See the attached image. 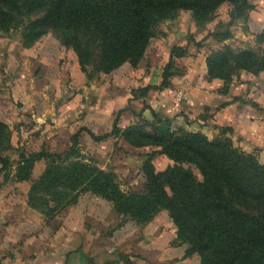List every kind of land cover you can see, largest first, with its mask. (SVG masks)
<instances>
[{
    "label": "rangeland",
    "instance_id": "1",
    "mask_svg": "<svg viewBox=\"0 0 264 264\" xmlns=\"http://www.w3.org/2000/svg\"><path fill=\"white\" fill-rule=\"evenodd\" d=\"M248 3L246 14L232 20L231 4L223 2L215 19L203 27L196 24L191 10H179L175 18L155 28L137 65L126 62L110 73H92L91 66L88 73L82 70L73 46L64 44L70 33L50 24L53 5H38L30 16H24L0 3V119L11 134V148L0 155L14 161L8 168L0 162V264L202 263L198 252L187 254L189 244L179 237L167 210L143 226L127 220L120 224L122 218L110 203L85 193L78 205L66 207L55 217L45 216L29 206L31 182L17 181L15 161L20 152L29 154L42 148L65 152L71 136L84 126L98 135L110 133L119 114L120 127L139 124L147 134L154 133V127L160 135L202 127L209 139L229 138L235 147L253 153L264 164L259 148L251 151L248 145L241 146L235 129L229 131L231 126L211 120L213 114H207L206 105L194 97L208 88L216 91L228 86L237 93L231 102L241 109L250 105L262 110L259 115L264 119V109L259 107L264 100V76L260 72L254 77L236 64L264 56V42L259 38L264 31V0ZM225 33L228 38L218 40L217 35ZM173 46L185 47L187 52L174 57L170 92L163 93L154 87L162 79ZM222 61L224 66H220ZM208 62L219 66L218 71L230 78L228 82L207 84L211 81ZM142 87H147L143 95ZM180 92L181 97L186 96L177 100ZM190 107L197 109L195 115H203L204 124L183 112ZM151 109L171 119L153 120ZM181 110L183 116L178 117ZM80 143L87 158L94 157L101 168L117 172L123 190H144V164L159 148L134 147L112 135L97 142L88 132L81 133ZM151 163L160 171L173 161L159 154ZM46 165L37 162L34 175H41ZM146 231L148 236H142ZM183 245L187 248L180 251L178 247ZM170 247L175 250L164 256Z\"/></svg>",
    "mask_w": 264,
    "mask_h": 264
},
{
    "label": "trees",
    "instance_id": "2",
    "mask_svg": "<svg viewBox=\"0 0 264 264\" xmlns=\"http://www.w3.org/2000/svg\"><path fill=\"white\" fill-rule=\"evenodd\" d=\"M225 1L231 4L232 20L244 16L249 8L248 0H0V3L24 16H30L38 5H53L50 24L70 33L64 44L73 46L82 70L88 73L91 66L92 73H110L126 62L137 65L155 28L175 18L179 10H191L196 24L203 27L215 19L217 8ZM217 38L224 40L228 34ZM259 38L264 42V31ZM186 52L185 47H172L162 79L154 88L160 92L170 90L174 57ZM245 56L251 58L248 53ZM220 63L225 65V61ZM236 64L258 75L264 70V56ZM208 66L211 80L228 82L230 78L218 71L219 66L210 62ZM146 88H141L142 95ZM221 91L226 93L228 86ZM151 112L153 120L171 119L154 109ZM176 114L183 116L182 111ZM118 123L119 114L112 131L103 135L87 127L80 128L63 153L45 148L29 154L20 152L19 160L15 161L16 179L31 182L29 206L47 217H55L66 207L77 204L82 195L91 193L112 205L122 218L120 224L127 220L138 226L167 210L179 237L189 244L187 254L198 252L201 264H264V164L253 153L235 147L229 138L209 139L202 127L197 131L177 129L160 135L155 127L154 133L147 134L139 124L122 128ZM82 131L96 141L112 135L123 137L134 147L159 148L144 164V190H123L115 170L103 169L94 157L87 158L81 149ZM10 138L8 125L0 119V154L11 148ZM159 154L167 156L173 164L155 171L151 162ZM39 161L47 165L37 177L34 166ZM0 162L8 168L14 161L0 155ZM4 179H9L8 174Z\"/></svg>",
    "mask_w": 264,
    "mask_h": 264
},
{
    "label": "crops",
    "instance_id": "3",
    "mask_svg": "<svg viewBox=\"0 0 264 264\" xmlns=\"http://www.w3.org/2000/svg\"><path fill=\"white\" fill-rule=\"evenodd\" d=\"M260 74H261L260 77H263L264 75H262V74H264V70ZM254 77H256V75H254ZM215 80H220V79L211 80L207 84H209L210 86H214V82H217ZM220 81H222V80H220ZM216 84H218V83H216ZM242 86H240V88H242ZM212 88H214V87H212ZM234 92H236V90L232 92V88H229V90L226 93L219 90V88L216 91L208 88L207 90L199 92V95H196L194 97L200 100V101H198L199 104L206 105L205 107H203V109L207 110V114H213V119L211 118V120H213V121L217 120L219 122V124H221V125L227 124V125L233 127L237 133V138L241 141L240 145L241 146H242V144L248 145L249 148H251V151L254 150L255 148H259L258 150L261 154L260 157H261V159L264 160V119H263V116L259 115L260 111L256 107L246 105L245 108L241 109L236 104V102L235 103L231 102V100H232L231 97L232 96L234 97V96H236L235 94H237ZM244 92H247V90H244ZM250 94H252V92H250ZM184 96H186V94H184ZM27 97L30 98L28 95H27ZM234 98L237 99V97H234ZM225 101L228 103L224 104L222 107H220V108H217L215 106L213 107V105L218 106L219 103L225 102ZM189 102H191V100ZM196 104H198V103H196ZM208 106H209V108H208ZM259 107L264 109V100L260 103ZM28 108H30V107H28ZM196 110L197 109L190 107L189 111H186L184 109L183 112H185L190 117L196 118L200 123L204 124V120H203L204 117H202L203 115L202 116L195 115L197 112ZM261 112H262V110H261ZM261 112H260V114H261ZM1 117L5 120L8 119V118H5L3 116H1ZM178 117H180V116H178ZM88 128L90 129V127H88ZM83 132H86V131H82L81 133L83 134ZM94 141H96V140H94ZM97 142H99V141H97ZM248 146H246V147H248ZM246 147H244V148H246ZM251 151H249V152H251ZM81 200H82V198L80 199V201ZM64 211H65V209L62 212H64ZM141 234H142V236H145V237L148 236L147 231H146V233L143 232ZM178 248L180 249V251H182V250L185 251L187 247L183 245V246H179ZM174 250H175V248H173V247L167 248L165 253H164V256H168V255L172 254V252Z\"/></svg>",
    "mask_w": 264,
    "mask_h": 264
},
{
    "label": "built area",
    "instance_id": "4",
    "mask_svg": "<svg viewBox=\"0 0 264 264\" xmlns=\"http://www.w3.org/2000/svg\"><path fill=\"white\" fill-rule=\"evenodd\" d=\"M180 94H182V92H180V93H178V95H176L177 100H180L184 96V94H183V96L181 97Z\"/></svg>",
    "mask_w": 264,
    "mask_h": 264
},
{
    "label": "water",
    "instance_id": "5",
    "mask_svg": "<svg viewBox=\"0 0 264 264\" xmlns=\"http://www.w3.org/2000/svg\"><path fill=\"white\" fill-rule=\"evenodd\" d=\"M71 262V259L69 260V263Z\"/></svg>",
    "mask_w": 264,
    "mask_h": 264
}]
</instances>
